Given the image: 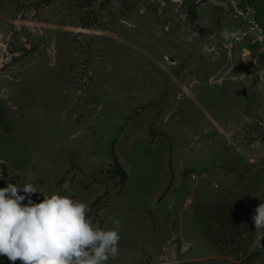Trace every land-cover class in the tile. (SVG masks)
I'll list each match as a JSON object with an SVG mask.
<instances>
[{
	"label": "rangeland",
	"instance_id": "374dc122",
	"mask_svg": "<svg viewBox=\"0 0 264 264\" xmlns=\"http://www.w3.org/2000/svg\"><path fill=\"white\" fill-rule=\"evenodd\" d=\"M239 27L208 0H0V188L34 184L35 203L71 196L104 229L119 219L121 237L135 236L127 222L137 209L118 195L120 172L128 193L150 192L168 175V140L173 153L183 147V161L214 157L192 143L210 134L201 105H224L228 80L212 81L206 66L197 73L222 50L230 58L231 47L250 46L233 38ZM260 203L264 195L196 199L212 256L187 261L174 251L163 263L264 264V231L251 219Z\"/></svg>",
	"mask_w": 264,
	"mask_h": 264
},
{
	"label": "crops",
	"instance_id": "0c3cea01",
	"mask_svg": "<svg viewBox=\"0 0 264 264\" xmlns=\"http://www.w3.org/2000/svg\"><path fill=\"white\" fill-rule=\"evenodd\" d=\"M249 3L264 26V0H249ZM226 52L222 50L218 57L203 61L197 73L199 75L206 66L211 71L209 79L212 81L228 80L223 94L224 105L212 109L201 105L210 126L200 128L210 134L199 137L198 131L194 134L195 143H192L200 149L212 148L214 157L209 154L203 159L190 158L189 153L183 161V147L173 153L168 140L169 172L157 189L146 192L140 188L128 193L129 176L126 172L118 195H131L137 217L127 223L136 228V235L121 237L120 241L125 245L118 246L119 255L110 258L106 264H148L146 258L156 260L164 245L171 248L168 255L176 251L187 261L211 257L212 251L203 236V224L197 215L195 200L230 201L239 194L252 200L264 195V51L254 45L240 44L231 47L230 58ZM233 53L240 54L241 58H232ZM242 55H246L245 59ZM194 82H199L197 75ZM217 96L213 90L210 99L215 100ZM191 98L199 103L193 94ZM222 155L224 157L220 158ZM197 162L206 163L202 165L205 169H199L207 173L205 179L193 180L185 173L186 169L194 170ZM204 184L207 187L202 188ZM144 200H147V206L143 204ZM104 224L102 218L100 227L104 228ZM0 264L13 262L0 256ZM15 264H21V261L17 260Z\"/></svg>",
	"mask_w": 264,
	"mask_h": 264
},
{
	"label": "clouds",
	"instance_id": "9594fccd",
	"mask_svg": "<svg viewBox=\"0 0 264 264\" xmlns=\"http://www.w3.org/2000/svg\"><path fill=\"white\" fill-rule=\"evenodd\" d=\"M37 192L31 183L0 188V256L13 264H106L119 255V219L104 229L88 215L87 203L59 193H43L35 203L30 196ZM251 219L257 232L264 231V203Z\"/></svg>",
	"mask_w": 264,
	"mask_h": 264
},
{
	"label": "built area",
	"instance_id": "2783aa9c",
	"mask_svg": "<svg viewBox=\"0 0 264 264\" xmlns=\"http://www.w3.org/2000/svg\"><path fill=\"white\" fill-rule=\"evenodd\" d=\"M224 3L226 4L224 8L227 13L234 18L238 25L242 26L236 29L233 38L236 41L246 38L250 45H256L258 49L264 51V26H262L256 16L255 10L249 3V0H224ZM246 55H242V57L245 59ZM245 63L247 64V60ZM206 177L207 173L203 170L192 171L190 173V178L193 180L205 179ZM169 250H171L170 247L166 245L162 246L158 259L163 262Z\"/></svg>",
	"mask_w": 264,
	"mask_h": 264
},
{
	"label": "water",
	"instance_id": "95a60500",
	"mask_svg": "<svg viewBox=\"0 0 264 264\" xmlns=\"http://www.w3.org/2000/svg\"><path fill=\"white\" fill-rule=\"evenodd\" d=\"M208 1L213 5L226 7V4L220 0H208Z\"/></svg>",
	"mask_w": 264,
	"mask_h": 264
},
{
	"label": "trees",
	"instance_id": "16d2710c",
	"mask_svg": "<svg viewBox=\"0 0 264 264\" xmlns=\"http://www.w3.org/2000/svg\"><path fill=\"white\" fill-rule=\"evenodd\" d=\"M117 163V162H116ZM120 176H121V179H122V182L121 183H123L124 182V180H125V178H126V172H125V170L122 168V170H121V172H120Z\"/></svg>",
	"mask_w": 264,
	"mask_h": 264
}]
</instances>
